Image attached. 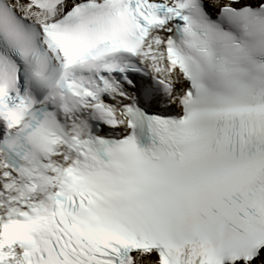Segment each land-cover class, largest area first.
Masks as SVG:
<instances>
[{"label":"snow or ice","instance_id":"snow-or-ice-1","mask_svg":"<svg viewBox=\"0 0 264 264\" xmlns=\"http://www.w3.org/2000/svg\"><path fill=\"white\" fill-rule=\"evenodd\" d=\"M0 264H264V0H0Z\"/></svg>","mask_w":264,"mask_h":264}]
</instances>
